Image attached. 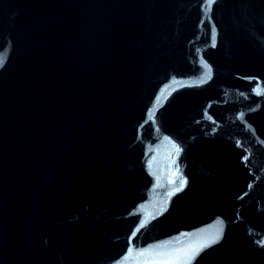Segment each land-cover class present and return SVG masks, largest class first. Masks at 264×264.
I'll return each instance as SVG.
<instances>
[{"label": "water", "instance_id": "1", "mask_svg": "<svg viewBox=\"0 0 264 264\" xmlns=\"http://www.w3.org/2000/svg\"><path fill=\"white\" fill-rule=\"evenodd\" d=\"M0 264H264V0H0Z\"/></svg>", "mask_w": 264, "mask_h": 264}]
</instances>
